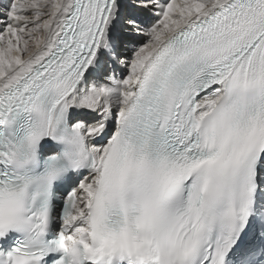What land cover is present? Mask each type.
I'll use <instances>...</instances> for the list:
<instances>
[{
    "label": "snow or ice",
    "instance_id": "6c2138e0",
    "mask_svg": "<svg viewBox=\"0 0 264 264\" xmlns=\"http://www.w3.org/2000/svg\"><path fill=\"white\" fill-rule=\"evenodd\" d=\"M0 264H264V0H0Z\"/></svg>",
    "mask_w": 264,
    "mask_h": 264
}]
</instances>
